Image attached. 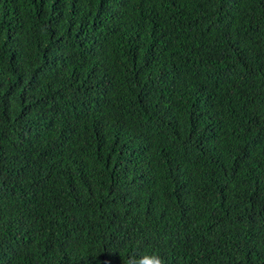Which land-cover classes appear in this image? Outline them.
Wrapping results in <instances>:
<instances>
[{"label": "trees", "instance_id": "16d2710c", "mask_svg": "<svg viewBox=\"0 0 264 264\" xmlns=\"http://www.w3.org/2000/svg\"><path fill=\"white\" fill-rule=\"evenodd\" d=\"M264 264V0H0V264Z\"/></svg>", "mask_w": 264, "mask_h": 264}, {"label": "clouds", "instance_id": "9594fccd", "mask_svg": "<svg viewBox=\"0 0 264 264\" xmlns=\"http://www.w3.org/2000/svg\"><path fill=\"white\" fill-rule=\"evenodd\" d=\"M127 264H166V261L158 253H152L139 257L132 256L128 259Z\"/></svg>", "mask_w": 264, "mask_h": 264}]
</instances>
